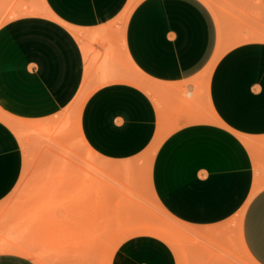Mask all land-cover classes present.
<instances>
[{
    "label": "crops",
    "instance_id": "1",
    "mask_svg": "<svg viewBox=\"0 0 264 264\" xmlns=\"http://www.w3.org/2000/svg\"><path fill=\"white\" fill-rule=\"evenodd\" d=\"M129 1L0 0V264H38L1 207L25 164L5 118H55L82 90L84 147L124 162L157 143L150 186L177 225L173 243L126 237L109 264H264V0H140L122 29ZM129 61L153 93L118 80Z\"/></svg>",
    "mask_w": 264,
    "mask_h": 264
},
{
    "label": "rangeland",
    "instance_id": "2",
    "mask_svg": "<svg viewBox=\"0 0 264 264\" xmlns=\"http://www.w3.org/2000/svg\"><path fill=\"white\" fill-rule=\"evenodd\" d=\"M127 68L128 76H139L129 63ZM60 115L12 120L22 133L25 164L1 207L21 221L31 257L38 264H109L131 235L154 234L173 243L177 225L161 211L150 186L157 143L133 160L102 162L84 147L77 118ZM77 248L87 254L73 255Z\"/></svg>",
    "mask_w": 264,
    "mask_h": 264
},
{
    "label": "bare ground",
    "instance_id": "3",
    "mask_svg": "<svg viewBox=\"0 0 264 264\" xmlns=\"http://www.w3.org/2000/svg\"><path fill=\"white\" fill-rule=\"evenodd\" d=\"M139 1L140 0H130L129 3L127 4V6L125 7V9L120 14V16H119L117 21H118L119 25L122 27V29H124L126 23L128 22L129 16H130L133 8L135 7V5ZM204 1H208V0H204ZM115 23H116V21H115ZM74 33L77 36H79L77 31H74ZM217 56L218 55H216V57L211 61L209 66H207V69H206V74L207 75H209V73L211 72L212 67H213V65H214V63H215V61L217 59ZM128 63L133 68V70L137 74H139V76H137V77L126 76V77H121L118 80L130 83L132 85H135V86H138L140 88H143L146 91H149L150 93H153L155 87L157 86L155 81H153V80L149 79L148 77H146L142 72H140V70L132 62L129 61ZM207 78H208V76H207ZM111 80H112L111 78H108V77L104 76V79H103L102 83H106V82L111 81ZM89 94L90 93H88V92L84 93V90H82L81 93L79 94V96L77 97V99L75 100L74 104L70 108H68L67 110L65 109L66 111H64L60 115L61 119H65V118H68V117H76L77 120H78V124H79V119H80V113H81L82 105H83L84 101L86 100V98L89 96ZM5 120L17 132L18 136L21 139L22 138V133L20 131V127L16 123H14L11 119H9V118H5ZM34 126H37V125H34ZM81 139H82V137H81ZM82 141H83V139H82ZM83 143H84V141H83ZM257 186L258 185H256V189L258 188ZM160 209L162 211L161 207H160ZM18 252H19V250H18ZM20 252L23 253V254L29 255V257L33 255L31 253L32 251H30V249L28 247V243H26V242L24 243V246L20 249Z\"/></svg>",
    "mask_w": 264,
    "mask_h": 264
}]
</instances>
